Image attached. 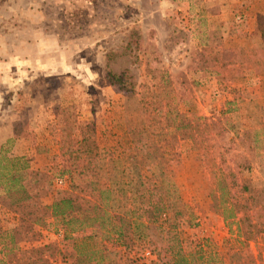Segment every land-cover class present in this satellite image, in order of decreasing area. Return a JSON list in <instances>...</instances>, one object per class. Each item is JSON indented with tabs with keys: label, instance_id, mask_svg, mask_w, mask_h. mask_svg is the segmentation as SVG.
<instances>
[{
	"label": "rangeland",
	"instance_id": "374dc122",
	"mask_svg": "<svg viewBox=\"0 0 264 264\" xmlns=\"http://www.w3.org/2000/svg\"><path fill=\"white\" fill-rule=\"evenodd\" d=\"M242 1L0 0V142L9 156L23 159L19 168L29 192L50 205L79 182L75 173L61 172L90 161L102 183L121 186L114 210L135 212L137 206L129 200L130 183L136 179L128 160L134 152L130 131L147 125L146 138L154 139L163 156L165 176L158 179L159 189L173 204L157 224L136 227L127 246L114 238L81 245L79 239L91 229L65 238L59 221L46 219L30 233L21 229L16 236L21 249L52 244L51 264H142L145 251L156 257L160 237L171 227L185 251L202 247L198 264H264V230L247 239L244 225L242 231L238 227L239 216L224 220L216 207L212 161L191 141L173 139L164 129L166 116L175 114H222L231 132L227 139L264 126V74L236 73L238 66L224 67L225 60L216 56L259 42L256 34L244 46L229 38L242 26ZM229 5L234 9L224 11ZM107 70L125 75L133 91L108 85ZM10 128L14 133L9 137ZM84 129L90 139L73 161L70 151ZM252 137L222 144L229 150L225 165H240L245 188H264L262 135L259 146ZM20 139L29 141L30 148L24 156H14ZM212 145L207 141V148ZM34 153L43 158L39 168L37 162L30 164ZM142 176L152 178L151 170L142 169ZM105 203L111 205L110 200ZM18 225L14 211L0 205V231Z\"/></svg>",
	"mask_w": 264,
	"mask_h": 264
},
{
	"label": "trees",
	"instance_id": "16d2710c",
	"mask_svg": "<svg viewBox=\"0 0 264 264\" xmlns=\"http://www.w3.org/2000/svg\"><path fill=\"white\" fill-rule=\"evenodd\" d=\"M255 34L258 36L259 42L251 49L229 48L223 53H216V56L225 60L222 66H238V69H234L236 73L244 70L246 73L257 76L263 75L264 12L257 17ZM233 76L234 73L231 74L232 79L235 78ZM104 78L108 85L115 86L119 91H133V85L126 83L123 74L116 75L111 70H107ZM164 129L170 130L173 139L191 141L204 158L212 161L215 192L219 195L216 207L222 209L221 214L224 220L239 216L238 227L242 231L241 225H244L245 231L242 235L247 239H252L256 233L264 230V188H245L240 185L239 181L240 165L235 161V168L225 165L229 150L223 148L222 144L225 145L238 138L227 139L231 132L226 126L222 114L219 117L211 118L188 117L185 114H175L172 119L166 116ZM149 132L147 125L130 131L134 152L128 160L136 179L130 183L132 194L129 200L135 203L137 212L136 210L135 212H131V210L116 212L114 210L113 204L117 203L121 197L119 194H122L121 186L114 184L113 181L108 185L102 183L97 167H91L90 161L80 167L76 162L64 169L61 175L65 172L75 173L79 182L71 183L70 189L55 197L50 205H42L38 198L28 190L29 181L19 168L23 159L9 156V149L1 146L0 184L2 188H0V192L2 193H0V205L6 210L14 211L19 217V225L10 230L0 231L2 251L0 264H51L50 259L55 249L52 244L21 249L16 239V236L22 232V228L26 231L25 233H30L35 225L43 223L46 219L59 221L65 238H67V234L79 236L78 229H91L90 234L79 239L80 243L84 242L81 245L95 242L98 238L100 240L114 238L116 242L127 246L136 233V227L157 224L161 218L168 216L173 204L170 197L164 194V190L160 191L159 189L163 188L160 183L165 176V170L162 167L163 156L158 153L159 150L154 139L146 138ZM259 135H262L264 144V126L259 130L245 131L238 141L243 143L253 136L251 139L253 145L259 146ZM90 136L85 133V129L81 134H78L75 141L77 148L74 149L75 151H70L73 154L70 157L71 160H78L81 156L80 152L82 153V147L86 146ZM207 141H213L214 145L207 148ZM213 147L214 149H212ZM239 156L232 155V159L236 160L238 159L236 157ZM240 157L243 159L242 161H247L244 157ZM144 168L151 170L153 179H146V181L142 179V169ZM158 179L161 180L158 181ZM106 200L107 202L110 200L111 205L107 206ZM133 215L136 217L133 218ZM254 216L256 220L253 219ZM171 229V227L168 228L160 237L164 243L162 242L161 247L157 248L156 260L151 264H198L203 256L202 247H198L194 251H185ZM75 240L72 239V242ZM91 252L88 253L89 256L95 251ZM89 260L94 261L92 257ZM98 263L101 261L96 262V264Z\"/></svg>",
	"mask_w": 264,
	"mask_h": 264
},
{
	"label": "crops",
	"instance_id": "0c3cea01",
	"mask_svg": "<svg viewBox=\"0 0 264 264\" xmlns=\"http://www.w3.org/2000/svg\"><path fill=\"white\" fill-rule=\"evenodd\" d=\"M242 2L244 3V7H241V5H239V8H244L242 26L237 31V33L236 32L231 33V36H229V38L232 39L234 43L239 41L240 43L239 45L244 46L243 43L249 40L256 33L257 17L263 13L264 0H244ZM228 7L234 9V5H229V6H224V11H227ZM13 133H14L13 129L10 128L8 131V136L9 137L12 136ZM28 142H26V140L23 139L16 140L12 150V152L14 151L15 154L14 156H24L26 152H28L27 150L30 148L28 147L29 145H27L30 144ZM2 143L3 141L0 142V146ZM31 156H33L35 159L32 160L30 164L33 165L37 162L35 167L39 168L41 164L40 162L41 160H43V158H41L42 156H39L36 153L32 154Z\"/></svg>",
	"mask_w": 264,
	"mask_h": 264
},
{
	"label": "built area",
	"instance_id": "2783aa9c",
	"mask_svg": "<svg viewBox=\"0 0 264 264\" xmlns=\"http://www.w3.org/2000/svg\"><path fill=\"white\" fill-rule=\"evenodd\" d=\"M63 180H58V184H62ZM144 258L145 260L143 261L142 264H151L156 260V257L149 251H145L144 253Z\"/></svg>",
	"mask_w": 264,
	"mask_h": 264
}]
</instances>
